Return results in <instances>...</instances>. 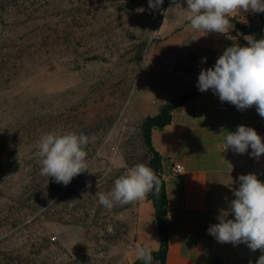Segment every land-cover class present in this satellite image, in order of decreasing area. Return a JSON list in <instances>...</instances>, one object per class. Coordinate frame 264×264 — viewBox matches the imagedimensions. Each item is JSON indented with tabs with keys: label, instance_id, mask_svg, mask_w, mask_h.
Wrapping results in <instances>:
<instances>
[{
	"label": "rangeland",
	"instance_id": "1",
	"mask_svg": "<svg viewBox=\"0 0 264 264\" xmlns=\"http://www.w3.org/2000/svg\"><path fill=\"white\" fill-rule=\"evenodd\" d=\"M168 1L0 0L11 76L0 88V160L15 163L7 188L19 196L0 214L2 263L135 262L136 202L107 210L95 194L151 159L129 102ZM67 132L89 137L88 171L64 186L41 175L37 151L42 134Z\"/></svg>",
	"mask_w": 264,
	"mask_h": 264
},
{
	"label": "crops",
	"instance_id": "2",
	"mask_svg": "<svg viewBox=\"0 0 264 264\" xmlns=\"http://www.w3.org/2000/svg\"><path fill=\"white\" fill-rule=\"evenodd\" d=\"M186 0H169L155 27L143 67L137 77L129 110L141 123L157 116L162 108L191 92L201 69L214 67L227 47L247 46L239 26H256V13L239 10L230 18L234 25L225 34L194 30L184 18ZM264 38V36H263ZM203 58H206L204 60ZM244 125L254 128L264 142V118L255 106L239 110L221 102L211 89L172 112V121L163 130L152 132L153 146L162 157V176L168 197L169 245L165 264H256L262 255L245 243H221L210 226L219 223L221 211H227L239 188V176L254 173L264 182V154L258 159L251 148L237 154L224 150L226 131L235 132ZM184 167L181 176L172 174L173 166ZM227 219H234L229 215ZM133 257L138 247L158 252L159 228L152 201L136 202ZM152 264H161L160 261Z\"/></svg>",
	"mask_w": 264,
	"mask_h": 264
},
{
	"label": "clouds",
	"instance_id": "3",
	"mask_svg": "<svg viewBox=\"0 0 264 264\" xmlns=\"http://www.w3.org/2000/svg\"><path fill=\"white\" fill-rule=\"evenodd\" d=\"M149 8L157 9L163 0H148ZM184 18L194 30L225 34L234 25L229 17L239 10L264 13V0H186ZM144 11V9H137ZM247 46L238 44L227 47L216 60L214 67L201 69L197 88L209 89L219 96L221 102L244 110L255 106L264 118V38L245 36ZM206 60V58H203ZM89 137L84 133H44L38 141V163L41 175L51 177L56 183L67 186L77 175L88 171L87 152ZM231 148L259 158L264 154V142L254 128L240 125L235 132L226 131L224 150ZM239 188L227 211L217 217L219 223L209 227V234L218 242L238 245L245 243L250 250H260L262 255L256 264H264V182L254 173L239 176ZM160 191V179L146 163H137L114 181L107 194L96 192L98 202L107 210L143 201L148 194ZM229 215L234 219H227ZM137 259L152 264V250L138 247Z\"/></svg>",
	"mask_w": 264,
	"mask_h": 264
},
{
	"label": "trees",
	"instance_id": "4",
	"mask_svg": "<svg viewBox=\"0 0 264 264\" xmlns=\"http://www.w3.org/2000/svg\"><path fill=\"white\" fill-rule=\"evenodd\" d=\"M256 17L258 19V23L256 26H239L238 24H236V28L238 30H242L245 33L253 32L255 35L254 39L258 40L263 38L264 36V13H256ZM7 71H10L8 69L7 64L2 62V64H0V88L3 85L8 84V81L11 79L10 75H6ZM16 71L17 69H15L13 72ZM21 73H16V75H20ZM200 92L201 91L198 90L196 84L195 88L191 92L183 95L179 99L175 100L173 103L164 106L157 116L148 117L142 123V134L144 143L148 154L151 157L148 166L153 169V171L160 179L159 193H156L155 190H153L148 194V198L152 201L155 209L156 222L158 224L159 235L161 240V246L159 251L152 253L153 262L160 261L161 264H165L169 245L168 215L170 211L166 192V184L162 176V157L153 146L152 132L154 130H163L166 126H168L172 121V112L178 107L184 105L186 102L192 100ZM22 119L23 121H25L24 117ZM25 123H28L27 119ZM16 126H19V131H17V133L20 134L23 131L26 132L27 126L23 124V122L22 124H17ZM11 130L12 126L8 124L6 134H9ZM14 165L15 163L12 161V158L6 162L0 160V198H6V200H4V203L0 200V214H2L5 210V216H8V214L11 212V205H17V202H14L10 205L8 198L19 197L16 193V190L12 189V187H10V190L7 188L8 182L12 183L13 179L17 174V171L14 170ZM2 261L3 260L0 261V264H7L6 262L2 263ZM132 264H145V262L143 260L138 259Z\"/></svg>",
	"mask_w": 264,
	"mask_h": 264
},
{
	"label": "built area",
	"instance_id": "5",
	"mask_svg": "<svg viewBox=\"0 0 264 264\" xmlns=\"http://www.w3.org/2000/svg\"><path fill=\"white\" fill-rule=\"evenodd\" d=\"M183 171H184V167L182 164L180 163H176L174 166H173V169H172V174L176 177L178 176H181L183 174Z\"/></svg>",
	"mask_w": 264,
	"mask_h": 264
}]
</instances>
